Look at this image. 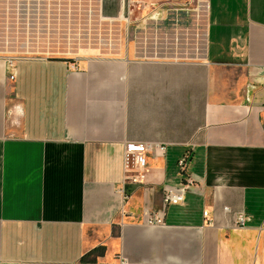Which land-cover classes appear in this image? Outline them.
Segmentation results:
<instances>
[{
	"label": "crops",
	"instance_id": "0c3cea01",
	"mask_svg": "<svg viewBox=\"0 0 264 264\" xmlns=\"http://www.w3.org/2000/svg\"><path fill=\"white\" fill-rule=\"evenodd\" d=\"M121 257L264 264V0H0V264Z\"/></svg>",
	"mask_w": 264,
	"mask_h": 264
},
{
	"label": "built area",
	"instance_id": "2783aa9c",
	"mask_svg": "<svg viewBox=\"0 0 264 264\" xmlns=\"http://www.w3.org/2000/svg\"><path fill=\"white\" fill-rule=\"evenodd\" d=\"M150 151V145L145 143L127 142L124 145V168H125V182H133L142 184L144 182L146 167H147V153ZM191 159V152L186 151L178 160L179 173L182 175V181L177 185L164 186V206L169 204L181 205L184 203L187 192L196 183V179L187 170ZM145 213H149L146 211ZM207 215L206 212H204ZM150 215V213L148 214ZM150 222L163 223V218L159 213L151 215L148 219ZM246 217L241 214L238 217L237 224L239 226L245 225ZM121 264H132L127 258L121 257Z\"/></svg>",
	"mask_w": 264,
	"mask_h": 264
},
{
	"label": "trees",
	"instance_id": "16d2710c",
	"mask_svg": "<svg viewBox=\"0 0 264 264\" xmlns=\"http://www.w3.org/2000/svg\"><path fill=\"white\" fill-rule=\"evenodd\" d=\"M104 250H105V246L97 247V248L93 249L92 251H90L88 254H86V255L84 256V259H86V260H90V255H92V254H94V255H95V254H96V255H98V254H103Z\"/></svg>",
	"mask_w": 264,
	"mask_h": 264
},
{
	"label": "rangeland",
	"instance_id": "374dc122",
	"mask_svg": "<svg viewBox=\"0 0 264 264\" xmlns=\"http://www.w3.org/2000/svg\"><path fill=\"white\" fill-rule=\"evenodd\" d=\"M202 4H203V0H202ZM202 7H203V6H202ZM202 7H201V8H202Z\"/></svg>",
	"mask_w": 264,
	"mask_h": 264
}]
</instances>
